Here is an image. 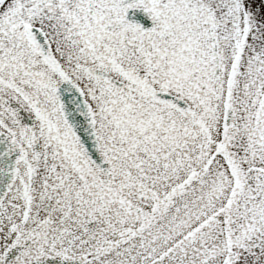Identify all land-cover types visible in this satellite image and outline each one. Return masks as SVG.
<instances>
[{"label": "snow or ice", "instance_id": "snow-or-ice-1", "mask_svg": "<svg viewBox=\"0 0 264 264\" xmlns=\"http://www.w3.org/2000/svg\"><path fill=\"white\" fill-rule=\"evenodd\" d=\"M0 264H264V0H0Z\"/></svg>", "mask_w": 264, "mask_h": 264}, {"label": "water", "instance_id": "water-1", "mask_svg": "<svg viewBox=\"0 0 264 264\" xmlns=\"http://www.w3.org/2000/svg\"><path fill=\"white\" fill-rule=\"evenodd\" d=\"M145 24H147V21H145Z\"/></svg>", "mask_w": 264, "mask_h": 264}]
</instances>
